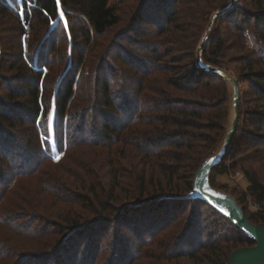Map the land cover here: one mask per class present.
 <instances>
[{
    "label": "trees",
    "instance_id": "16d2710c",
    "mask_svg": "<svg viewBox=\"0 0 264 264\" xmlns=\"http://www.w3.org/2000/svg\"><path fill=\"white\" fill-rule=\"evenodd\" d=\"M141 1L133 15V21L120 33L125 35L119 40H127L131 46L142 47L140 53L143 55L141 57L133 55L127 48L115 46L122 50L118 52L117 59L126 68L121 71L125 82L122 85L120 83L117 90H113L112 87L116 78L120 80V72L113 70L114 65L109 59L103 61L104 64L93 76L96 105L90 108L92 117L101 120L98 125L91 121L93 127L90 126L89 130L81 127V110L71 113L74 102L81 95L84 65L89 59L85 56V49L80 50L78 54L79 64L76 68L69 61L65 72L55 84L51 82L48 85L45 84V77L50 73L48 59L42 57L38 50L34 53L30 51L27 32H30L33 24L39 21L48 26L55 23V29L63 28L68 44L66 56L70 59L73 35L79 32L85 43L90 47L95 45L99 38L120 24L117 7L109 0H59V3L57 0H0V15L7 18L9 23L19 26L22 31L21 58L20 61L14 62L10 69H16L20 63L21 68L32 79L30 85L24 83L22 86L25 90L26 105H18L15 102L2 104L7 113L14 112L16 116L23 114L33 121L36 132L33 146L21 148L19 143H14L17 137L0 127L3 130L0 131V199L15 186L19 178H32L40 171L39 164L34 165V160L40 156L46 162L58 164L77 144L87 142L99 147L104 146L108 150L107 173L114 185L121 187L122 176L125 173V176L131 178L139 187L136 200L124 207L116 217L118 223L128 226L133 233L141 236V240L144 239L143 235L149 234V246H152L158 242L155 236L177 220L180 210L187 203L207 205L200 200H189L183 196L189 195L192 191L194 175L208 156L207 153L222 141L227 117L223 107L229 84L203 70L196 63L203 26L211 17L207 9L209 4L219 0ZM262 1L253 0L259 6L262 5ZM61 12L66 24L62 22ZM146 12L150 24L157 30L145 37L144 41L141 39V36H145L144 30L139 29L136 24ZM161 16L164 18L161 19ZM247 17L256 21L251 36L256 44L262 43L264 14H251ZM180 20L183 22L181 26L178 25ZM170 25L173 28H170ZM234 27L235 36L243 39L244 25L236 22ZM229 40L217 37L211 45L207 42L202 53V63L221 69L231 48V45H228ZM239 47L240 51L247 50L244 43L239 44ZM237 62L242 66L239 74L241 82L252 84V91L258 100V109L263 111L255 115L252 123L254 126L252 136L262 139L256 141L259 143L253 144L258 146L262 142L264 145V137H261L264 133V49L248 50L247 54L238 57ZM157 72L164 74L166 86L182 92L185 96H172L167 89L154 90L149 81ZM8 92L10 94V89ZM152 92L158 97H151ZM9 94L8 96H11ZM12 100L15 101L16 97H12ZM0 121L5 125L16 126L11 116L1 114ZM74 121L80 125L76 126ZM130 147L133 148L131 149L133 152L134 150L138 152L136 155L138 161L125 168L119 165L120 157H126ZM254 156L258 158L256 162L264 165V153L256 149ZM244 160L251 162L250 158ZM187 172L192 173L186 175ZM243 173L249 182L248 194L255 201L264 203V181L258 171L253 167L243 168ZM46 192L57 197L54 191ZM110 198H115L114 191H111ZM58 200L62 201V198L59 197ZM97 202L102 205L98 198ZM238 204L241 206L239 202ZM211 210L231 225L236 240L224 238L215 243L201 242L199 239L204 232H201L198 225L190 224L165 247L169 257L188 256L197 264L198 258L194 250L199 245L198 247L205 248V257L211 264H225L232 251L242 246L253 245L225 217L213 208ZM246 216L253 224L264 225L262 213ZM6 219L3 222V218H0V221L13 228L12 231L16 234L32 240L46 235L52 236L55 232L63 235L61 239L55 241L56 245L50 251L41 254H18L15 264H97L104 229L113 220L110 217H103L84 224L73 222L74 224L71 223L70 226L58 225V231H50V224L47 223L36 227L35 221L39 220V217H32L26 223L19 221L21 219L17 215ZM53 224L57 226L56 223ZM80 235H85L83 242L87 238V246L82 254V260L78 261L81 246L79 252L75 253L76 245L74 246L73 240ZM117 238L114 255L101 264H124L129 259L126 256L122 259L124 252L120 249L122 241L121 243L119 241L123 237ZM228 242L232 243V248L223 251V243ZM1 244L4 245L0 242ZM3 252V246H0V259ZM138 254L139 256L127 264H133L135 259L137 261L144 257L143 253Z\"/></svg>",
    "mask_w": 264,
    "mask_h": 264
},
{
    "label": "rangeland",
    "instance_id": "374dc122",
    "mask_svg": "<svg viewBox=\"0 0 264 264\" xmlns=\"http://www.w3.org/2000/svg\"><path fill=\"white\" fill-rule=\"evenodd\" d=\"M109 1L117 7V12L121 19L120 24L110 29L106 35L99 38L97 43L91 47L80 37L79 32L75 33L73 35V51L70 59H67L66 56L68 44L66 42L67 37L63 34V28L55 29V23L52 24V26H48L46 23L39 21L33 24L30 32H27L30 42V51L34 53L38 50L42 57L48 59L50 73L45 77V84L48 85L51 82L55 84L57 79L65 72L69 61L74 68H76L79 64L78 54L80 50L85 49V56H88L89 59L84 65L83 81L80 85L81 95L74 102L71 113L74 114L76 110H81V127H86L89 130H91L90 126L93 127L92 122L98 125L101 120L100 118L92 117L90 108L92 105H96L94 102L96 99V89H94L95 85H93V76L95 73H98V69L104 64L103 61L109 59L114 65L113 70L120 72L119 74L121 75V71L126 70V68L122 66L117 59L118 52L122 50L115 47L116 45H120L119 47L123 49L127 48L133 55H139L140 57L143 55L140 53L142 47L131 46L128 44L127 40H119L120 37L122 38L123 35H125H120V33L129 27L133 21L134 13L138 10L142 1ZM231 1L232 0H219L209 4L207 13L212 16L218 10L228 6ZM251 14H264V0L261 6L254 3L253 0H234L232 10L228 15L215 22L207 41V44L211 45V42L217 37L230 39L228 45H231V48L227 52L228 57L224 60V66L221 70L228 72L239 81L241 100L238 128L233 144L228 152L230 154L225 156L223 162L213 170L210 181L213 188L233 196L236 201L241 204L246 214L262 213L264 216L262 209L257 207L248 194L249 182L243 173V168L249 169L253 167L258 171L260 178L264 181V169H262L264 165L256 162L258 158L256 159L254 156L256 149L264 153V145L261 144L262 142H260L258 146H256L257 144H253L259 143L256 141H261L262 138L260 139L257 136H252L254 128L252 123L255 119V115L263 111L258 109V100H256V94L252 91V84L241 82L239 74L242 70V66L237 62L238 57H241L245 53L247 54L248 50L258 51L264 49V41L256 44L254 38L251 36L256 24L254 19L247 17ZM60 17L63 24H66L64 16L60 15ZM160 18L162 19L164 16ZM178 22L180 26L183 23L182 20ZM236 22L239 24L241 23L242 26L244 25L243 30L245 32L243 39L235 36L236 30L234 24ZM208 23L209 22L203 26V34ZM136 26L144 30L143 35L145 34V36H141V39L143 38L144 41H146L145 37L157 30V28L150 24L147 12L137 21ZM171 27L173 28L172 25H170V28ZM20 29L19 26L14 23H9L7 18L0 15V115L11 116L16 125L12 127L0 121V127L17 137L14 143H19L21 148H31L33 146V137L36 135L33 121L29 118L27 119L23 114L22 116L18 114L17 118L14 112L7 113L5 106L2 104V102H15L18 105H26L27 100H24L25 90L22 86H24V83H28L29 85L32 83V79L29 78L26 71L21 68L20 63L17 62L18 65L16 69H10L12 64H14V62L16 63V61H20L21 58L20 45L22 31H20ZM65 29L67 30V28ZM181 33L179 34L181 35ZM243 43L247 50L240 51L241 47H239V44ZM107 66H109V64H107ZM164 81V74L157 72V74L151 77L149 83H151L154 90L167 89L172 96H185L182 92L172 90V88L166 86ZM124 82V77L121 75L120 80H117V78L115 79V84L112 89L117 90V86L120 83L122 85ZM8 89H10V94ZM8 94L11 96H8ZM232 95V88L228 85L227 96L225 97L226 103L223 107V111H225L227 117L225 119V132H223L224 135L221 138L222 141L229 123ZM150 96L158 97L155 96L153 92L150 93ZM12 97H16V100L13 101ZM190 97L193 98V96ZM245 111H247L248 114ZM74 124L76 126L80 125L77 121H74ZM3 130L0 129V131ZM261 135V137H264V133ZM222 141L219 142L217 147L214 146L215 148L213 147L207 155H213L220 147ZM20 147L18 148L21 151ZM128 149L131 152L129 151L124 158L120 157L119 162V165L125 168L130 166V164H136L138 161L136 156L138 152H136V150L133 152L131 150L133 149L132 147ZM20 151H18V153H20ZM107 154L108 150L104 146L99 147L98 145L86 142L74 146L69 151L68 156L58 164L46 162L40 156V158L34 160V165L37 163L39 164L40 171L32 178H19L15 186L9 189L5 196L0 199V218H3L4 222V220H7L6 218L17 215V217L21 219L19 221L26 223L32 217H39L40 219L35 221L36 227L47 223L50 224V231H58V225L70 226L73 222L84 224L90 220L96 221L103 217H110L113 220H111L112 222L106 225L104 229V238L100 246L101 252L99 253L97 264L109 260L111 256L114 255L118 236L123 237V239L119 241L120 243L122 241L120 249L124 252L122 259L125 258V256L129 258L124 264L130 262L134 257L139 256V252L143 253L144 257L137 261L135 259L133 264H196L192 258L188 256L179 258L169 257L165 249V247L169 245L175 237L180 235L184 228L190 226V224L198 225V227L201 228V232H204L199 239L201 242L215 243L224 238H228L231 241L236 240V235L234 232L232 233L231 225H228L224 219L216 216L210 207L205 204L187 203L186 206L180 210L177 220H175L170 227L155 236L158 242L149 246V234L146 233L143 235L144 239L141 240V236L135 234V232L133 233V230L129 229L128 226L121 224V222L118 223L116 217L122 212L124 207L136 200L135 198L136 194H138L137 191L139 187L131 178H127L125 173L122 176L121 187L114 185L107 173V165L109 163ZM245 157L250 158L251 162H245L244 159H247ZM224 164H226V166H224ZM233 165H235V167ZM191 173L192 172H187L186 175ZM47 190L54 191L58 198H62V201H59L58 198L51 193L46 192ZM111 191H114L115 198H110ZM187 196L188 194H185L183 198ZM97 198L102 202V205L97 202ZM3 222L0 221V242L4 244L0 245L3 246L4 251L0 259V264H15L17 256L20 253L41 254L50 251L56 245L55 241L61 239L63 236L55 232L52 236L46 235L32 240L20 234H16L12 231L13 228ZM14 222L18 223L17 221ZM53 223H56L57 226ZM84 236L85 235H80L73 240L74 246L76 245L75 253L79 252L81 246V254L78 257V261L82 260V254L87 246V238L85 242H83ZM82 242L84 243L83 247ZM198 246L199 245H197L195 248L196 250H194L198 258L197 264H211L210 260L205 257V248ZM232 246V243H223V251H226L228 248L231 249ZM184 250L189 249L184 248Z\"/></svg>",
    "mask_w": 264,
    "mask_h": 264
},
{
    "label": "water",
    "instance_id": "95a60500",
    "mask_svg": "<svg viewBox=\"0 0 264 264\" xmlns=\"http://www.w3.org/2000/svg\"><path fill=\"white\" fill-rule=\"evenodd\" d=\"M234 6V0L228 6L215 12L200 40L197 48V65L203 70L225 80L232 88V107L227 131L218 150L206 157L196 171L192 184V191L186 197L189 200H200L217 213L225 217L240 233L253 245L237 248L232 251L225 264H264V225L253 224L246 216L243 208L236 199L211 185V173L227 156L235 139L240 117V85L239 81L226 71L202 63V53L209 39L215 22L228 13Z\"/></svg>",
    "mask_w": 264,
    "mask_h": 264
},
{
    "label": "built area",
    "instance_id": "2783aa9c",
    "mask_svg": "<svg viewBox=\"0 0 264 264\" xmlns=\"http://www.w3.org/2000/svg\"><path fill=\"white\" fill-rule=\"evenodd\" d=\"M251 199L257 205V207H259L260 209H262V211L264 212V203L257 202L252 197H251Z\"/></svg>",
    "mask_w": 264,
    "mask_h": 264
},
{
    "label": "snow or ice",
    "instance_id": "6c2138e0",
    "mask_svg": "<svg viewBox=\"0 0 264 264\" xmlns=\"http://www.w3.org/2000/svg\"><path fill=\"white\" fill-rule=\"evenodd\" d=\"M57 3H59V0H57ZM63 15V13L61 12V16ZM57 159H59V157H57Z\"/></svg>",
    "mask_w": 264,
    "mask_h": 264
}]
</instances>
